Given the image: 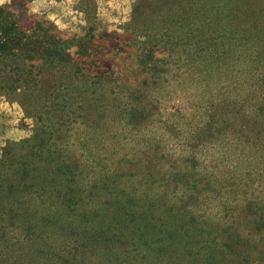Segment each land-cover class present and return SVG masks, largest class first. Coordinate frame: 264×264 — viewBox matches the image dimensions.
Returning a JSON list of instances; mask_svg holds the SVG:
<instances>
[{
  "label": "trees",
  "instance_id": "obj_1",
  "mask_svg": "<svg viewBox=\"0 0 264 264\" xmlns=\"http://www.w3.org/2000/svg\"><path fill=\"white\" fill-rule=\"evenodd\" d=\"M121 29L139 81L0 7L31 121L0 149V264H264V0H134Z\"/></svg>",
  "mask_w": 264,
  "mask_h": 264
},
{
  "label": "rangeland",
  "instance_id": "obj_2",
  "mask_svg": "<svg viewBox=\"0 0 264 264\" xmlns=\"http://www.w3.org/2000/svg\"><path fill=\"white\" fill-rule=\"evenodd\" d=\"M133 2L134 0H94V8L90 14L83 9L85 1L82 6L79 0H0V7L12 13L23 30L38 23L47 33L63 40L79 39L87 47L86 56L78 55L82 66L86 69L98 66L105 71L119 68L124 79L131 82L139 81L140 77L131 66L133 57L130 51L133 50L125 46L130 37L121 27L128 19ZM88 24L92 26L91 31H88ZM170 101L166 107L170 103L178 104ZM195 104L200 105L198 102ZM190 110L192 109L187 111ZM30 126L31 121L22 117L16 103L0 99V149L8 142H16L29 135ZM171 136L170 130H164L161 141L165 148L162 154L164 159L170 154H176L172 149L177 140ZM71 142L69 139V143ZM181 142L183 150L184 145H190L186 141ZM70 151L78 161L80 150L71 145ZM199 157L203 158L201 155Z\"/></svg>",
  "mask_w": 264,
  "mask_h": 264
}]
</instances>
